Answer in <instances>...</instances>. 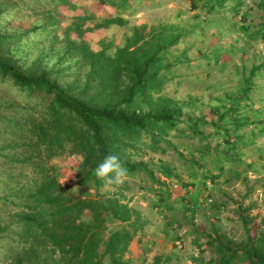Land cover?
Instances as JSON below:
<instances>
[{
  "label": "rangeland",
  "instance_id": "rangeland-1",
  "mask_svg": "<svg viewBox=\"0 0 264 264\" xmlns=\"http://www.w3.org/2000/svg\"><path fill=\"white\" fill-rule=\"evenodd\" d=\"M71 2V8L54 7L59 12V26H69L73 17L85 13L94 15L96 19L87 20L82 27L86 30L82 38L94 53L112 55L125 45L136 28L146 27L154 32L164 28L168 32L173 28L180 38L164 53V62L171 64V68L163 72L162 90L160 95L153 94V98H170L182 109L180 129L195 123L196 130L202 132L185 136L170 133L154 150L142 145L130 150L131 160L147 165L157 182L144 172H136L115 181V186L107 181L98 189L100 196L118 192L122 204L133 212L132 220L138 221L134 229L116 221L108 222L106 236L119 229L133 234L123 256L126 264L156 261L218 264L219 256L212 244L214 239L219 237L236 246L244 239L240 214L254 218L256 224L264 218V0H240L238 5L229 1L221 9L216 6L212 12L209 10L212 0H129L131 8L123 11H116L99 0ZM11 4L14 5L12 9L0 17V31L5 36L41 28L47 22V8L54 6H35L30 0H0L1 7ZM118 18L123 20L122 25L92 28L102 20L116 21ZM56 35L62 40L60 30ZM69 36L77 39L73 31ZM26 37L28 39H23L20 45L6 43L4 50L10 52L23 69L46 70L52 78L66 85L76 79L82 84L87 78L89 70L78 64V58L63 62L61 43L48 42L40 32ZM65 68L69 70L58 75ZM29 107L28 99L13 85L0 81V120L12 113L37 117V113L27 111ZM14 109L18 111L13 112ZM230 109L236 112L237 118L243 119V125L231 133L240 141L239 159L224 165L225 170L230 167L233 170L224 174L220 182L203 185L200 174L205 169L215 172L214 157L221 156L214 151L221 142L214 125L227 124L230 117L223 121L218 119ZM2 121L0 178L12 170L3 157L9 153L4 146L12 138L4 133ZM207 144L212 148L210 158L199 161L205 168L197 167L191 163L192 151ZM79 163L78 156L68 153L49 162L55 168L54 176L61 189L72 197L81 194L76 184ZM163 166L170 171L171 177L161 173ZM24 172L31 180L30 185L39 178L29 168ZM27 180L19 179L20 184ZM17 181L8 183L10 179L5 178L15 189ZM159 192L167 194L164 195L165 205L159 204ZM192 196L195 204L189 200ZM5 222L11 224L6 213L0 211V224ZM9 245L8 241H0V264L9 262L4 255ZM232 264L246 263L239 258Z\"/></svg>",
  "mask_w": 264,
  "mask_h": 264
},
{
  "label": "trees",
  "instance_id": "trees-1",
  "mask_svg": "<svg viewBox=\"0 0 264 264\" xmlns=\"http://www.w3.org/2000/svg\"><path fill=\"white\" fill-rule=\"evenodd\" d=\"M71 1L30 0L35 6L54 5L45 12L47 22L41 28L21 35L5 36L0 31V81L13 85L28 99L30 110L27 111L38 115L33 118L30 114L25 117L12 113L1 119L4 133L12 138L4 146L9 153L3 156L12 170L0 178V211L11 220L10 225L7 222L0 224V241L10 244L4 254L9 261L7 264H126L123 256L133 234L127 229H119L106 236V224L116 221L134 229L138 221L132 220L133 212L122 204L118 192L110 196L99 195L98 189L107 180L95 176L96 167L105 157L116 155L127 175L144 172L157 182L147 165L131 160L130 150L141 145L154 150L170 133L182 136L202 133L196 130L195 123L179 128L182 109L172 99L153 98V94L160 95L162 90L163 72L171 68V64L164 62V53L180 38L173 28L167 33V28L158 32L146 27L136 28L125 45L112 55L94 53L82 38L86 31L82 29L83 25L89 19H96L94 15L85 13L73 17L71 25L59 26V12L54 7L71 8ZM229 1L240 4V0H212L210 12L216 6L223 8ZM99 2L116 11L131 8L129 0ZM13 6H0V17ZM118 19L102 20L92 28L122 25L123 20ZM58 30L62 40L56 35ZM71 31L77 34V39L69 36ZM38 32L43 33L48 42L61 43L63 62L78 58V64L88 68L89 73L82 84L78 79L69 85L63 84L46 70H25L13 60L10 52L4 51L6 43L20 45L23 39H28V34ZM68 70L65 68L58 75ZM235 113L231 109L222 113L218 120L230 117V121L214 125L221 137L214 151L222 158L214 157L215 172L205 169L200 174L203 185L220 182L224 174L233 170V167L225 170L224 165L239 159L240 141L231 133L243 125V119L237 118ZM211 150L207 144L192 151L191 163L205 168L199 161L210 158ZM63 153L80 158L76 184L81 194L76 197L61 189L54 176L55 168L49 164ZM26 168L39 177L31 185L24 172ZM160 170L164 176L171 177L166 167ZM5 178L10 179L8 183L18 179V188L11 187ZM23 178L28 179L27 183L20 184L19 179ZM112 184L115 186V181ZM164 195L167 194L158 193L161 205L166 204ZM189 200L192 204L196 202L194 196ZM240 219L244 231L240 243L234 246L219 237L211 242L219 256L218 264H232L239 258L246 264H264V218L257 224L254 218L243 214ZM153 264L167 263L156 261Z\"/></svg>",
  "mask_w": 264,
  "mask_h": 264
},
{
  "label": "clouds",
  "instance_id": "clouds-1",
  "mask_svg": "<svg viewBox=\"0 0 264 264\" xmlns=\"http://www.w3.org/2000/svg\"><path fill=\"white\" fill-rule=\"evenodd\" d=\"M125 175L126 169L116 155L105 157L95 169V176L100 179H106L108 182H118Z\"/></svg>",
  "mask_w": 264,
  "mask_h": 264
}]
</instances>
